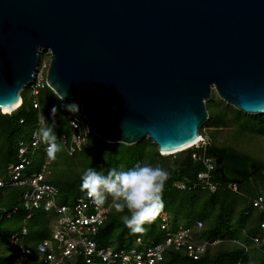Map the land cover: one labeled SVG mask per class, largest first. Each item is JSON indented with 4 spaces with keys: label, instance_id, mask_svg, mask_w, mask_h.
<instances>
[{
    "label": "water",
    "instance_id": "1",
    "mask_svg": "<svg viewBox=\"0 0 264 264\" xmlns=\"http://www.w3.org/2000/svg\"><path fill=\"white\" fill-rule=\"evenodd\" d=\"M41 51L47 86L109 143L180 149L199 138L213 91L264 113V0H0V109L21 99ZM210 152L222 181L257 169L237 151Z\"/></svg>",
    "mask_w": 264,
    "mask_h": 264
},
{
    "label": "trees",
    "instance_id": "2",
    "mask_svg": "<svg viewBox=\"0 0 264 264\" xmlns=\"http://www.w3.org/2000/svg\"><path fill=\"white\" fill-rule=\"evenodd\" d=\"M42 56L40 57L39 66L43 64ZM43 90L47 91L48 95H50L49 98L52 99L54 104L60 106V109L54 114L55 126L53 129L58 142L60 135H71L72 133L68 124L69 112L63 108V105L76 102L61 100L47 86L46 82L44 87H39V92L35 97L32 93V87L21 90L22 102L19 107L11 113H2L0 110V164L5 168V171L8 164L17 161L19 140L28 138L36 127L51 126L53 123L48 106L40 99ZM27 91L32 96L31 103L28 102ZM33 98H36L38 101L37 108L33 106ZM218 103L223 108L218 107ZM76 104L79 105V103ZM206 104L209 114L206 122L214 131L223 129L224 133H221L222 131L219 133L215 131L217 134L212 137L205 133L204 135H207L209 138V143L205 145L192 146L173 154L163 155L159 152L158 147L147 138L136 144L126 145L122 143H109L94 133H90L86 146L74 155H69L65 148L62 147L66 151L65 154L73 159V162L74 160L78 161L81 167L78 169V177H81L86 169L92 167L106 175L111 168L128 170L137 164L143 165L146 160L151 161L157 156L162 157V160L174 157L175 166L168 171L169 178L165 182L162 193L163 206L159 214L162 212L167 213L170 231H176L180 227H195V222L201 220L204 224L203 228L199 233L195 230L198 237L206 239L220 237L222 240L215 245H209L205 253L198 260H193L183 250L169 249L165 253L163 261L159 264H234L237 262H240V264H264V243H261L257 247L250 240L254 236H259L261 239L264 238V233L259 226L264 219V214L255 208L252 203L257 195L264 194V160L260 157L249 158L247 155L241 153L256 162L257 169L243 183L238 184L237 192L232 191L228 187L229 182L220 179V174L216 171V159L215 168L211 172L210 178L217 185L216 191L211 193L206 189H202L197 179L198 172L206 169L204 159L215 158L210 149L213 147H224L222 145L229 139L226 138L229 134L225 133V131L235 125L232 124V121H237L239 116L260 117L263 123L261 128L257 130L252 128L253 130L250 133H253V136L257 135L260 139H264V113L246 114L237 110L232 105L225 104L217 95ZM202 127L205 129L204 125H202L201 130ZM199 133L203 134L200 130ZM219 134L223 140V144L221 145H218L216 142ZM42 144L45 145L44 143ZM193 153H196L200 159L193 157ZM45 157L49 160V171L52 174V171L60 165V161L57 157L55 159L50 158L44 150H38L32 156L33 162L29 171L39 170ZM157 164L162 166V162H158ZM62 168H64L63 165ZM49 175L47 181L59 188L60 195L57 201L60 204H73L77 198L86 193L84 190L78 192L75 188L67 193L73 186H69L70 184L63 185L61 184L62 182L58 183L61 185L58 186ZM178 182H183L186 187L184 189L178 188L176 185ZM21 200V188L6 187L0 191V222L4 217L10 218L16 214L19 215L22 224L24 223L25 210L23 208L21 210L19 207ZM109 202L110 205L112 202L111 197H109ZM14 206H18L19 210L8 217L6 213L10 212ZM234 212L238 213L235 218L233 217ZM159 214L150 223H146L143 226L144 231L134 233L123 224L121 219L123 215H128L127 209L122 213H118L112 206L106 212L104 224L100 227L99 233L96 236L97 242L100 245L113 246L117 249L130 247L138 236H141L147 243L159 242L164 238L165 234L160 229ZM53 219V214L42 210L36 211L33 217L25 222L29 230L28 237L40 235L41 239L36 244L45 238H49ZM20 226L13 228L11 233L18 230ZM231 239H237L245 243L248 246L247 250L241 245L233 243ZM8 240L9 238H7V246ZM29 247L34 250L35 256V245ZM8 248L15 249L19 258L20 251L17 247L8 246ZM255 253L262 254L261 261L258 263H255L253 259ZM34 256L19 259L25 260L27 264H30L34 260ZM211 260H213V263L210 262Z\"/></svg>",
    "mask_w": 264,
    "mask_h": 264
},
{
    "label": "built area",
    "instance_id": "3",
    "mask_svg": "<svg viewBox=\"0 0 264 264\" xmlns=\"http://www.w3.org/2000/svg\"><path fill=\"white\" fill-rule=\"evenodd\" d=\"M45 65H38L34 80L28 87H32L34 97L39 92V87L45 85ZM33 106L38 107L36 98L32 100ZM78 105V104H77ZM78 113L68 114V124L72 131L71 135H60L59 142L69 155L81 151L87 144L90 133L88 122L82 112L80 104ZM39 125V123H38ZM36 127L28 138L19 140L17 149V161L6 167V178H0V191L6 187L22 189L21 205L25 210L24 223L18 230L11 233L8 240L9 247H17L20 251L19 258L26 259L34 256V250L23 244L28 237L29 230L25 222L33 217V214L42 210L53 214L50 237L35 244L34 260L30 264H159L169 249L183 250L193 260H198L205 253L209 245H215L222 239L214 237L206 239L193 236L195 230L201 231L204 224L201 220L195 222V227H180L176 231H170V223L167 213L159 214L160 229L165 232L164 238L156 243H147L141 236L135 238L133 244L126 248L103 246L97 242L96 236L106 219L109 210V197L101 206L94 204L93 200L85 193L77 198L73 204H60L57 200L60 195L59 188L48 182L50 174L49 160L45 157L39 170L29 171L32 167V156L38 150L46 151L38 136ZM200 134V133H199ZM205 145L209 143L207 135L200 134V140L195 144ZM193 157H200L193 153ZM205 170L198 172L197 179L202 189L215 192L217 185L211 178L214 170L215 158L204 159ZM177 187L184 189L183 182L176 183ZM228 187L237 192L238 184L230 183ZM253 206L264 214V194H259L253 199ZM19 210L14 206L7 214H15ZM264 233V219L259 224ZM246 250L248 246L237 239H231ZM250 240L257 247L264 243V238L251 237ZM240 264V262L234 263Z\"/></svg>",
    "mask_w": 264,
    "mask_h": 264
},
{
    "label": "clouds",
    "instance_id": "4",
    "mask_svg": "<svg viewBox=\"0 0 264 264\" xmlns=\"http://www.w3.org/2000/svg\"><path fill=\"white\" fill-rule=\"evenodd\" d=\"M76 103L64 104L63 108L70 113H78L79 106ZM58 110L53 105L50 110L52 125L38 129L39 139L47 146V155L53 159L62 150L53 130L54 114ZM168 178L169 173L159 165L137 164L128 170L111 168L106 175L94 168H88L82 175L81 188L97 206L103 205L111 197L116 212L122 213L127 209L128 215L121 217L122 222L132 232L139 233L145 230L143 226L150 223L162 209V193Z\"/></svg>",
    "mask_w": 264,
    "mask_h": 264
},
{
    "label": "rangeland",
    "instance_id": "5",
    "mask_svg": "<svg viewBox=\"0 0 264 264\" xmlns=\"http://www.w3.org/2000/svg\"><path fill=\"white\" fill-rule=\"evenodd\" d=\"M40 55H43L42 56L43 57V65H45L43 70L46 68L45 69V74H46V70H47V67L49 64L50 55H49V52H47V51H45V52L41 51ZM216 95H217L216 92L213 91L212 98L210 100H212L213 97ZM49 96L50 95H48L47 91L43 90L41 92L40 99L44 102V104H46L48 106L49 111H50L52 106L56 105V104L53 103L52 99L49 98ZM27 97L29 99L28 102L31 103L32 96H30L29 91H27ZM210 100H208V101H210ZM222 101L225 104H227L224 100H222ZM206 106H207V104H206ZM218 107L223 108L221 106V104H219ZM57 108L60 109V106H57ZM216 110H217V107H216ZM232 124H235V125L233 127L229 128L227 131H225V133L229 134L226 136V138H229V139H227L226 143L223 144L222 143L223 140L221 138L222 136L219 134L218 135L219 137L216 140L218 145L223 144L222 146H224V147H222V148L226 147L228 149L237 151L239 153L247 155L249 158L250 157L251 158L252 157H254V158L260 157L264 160V139H260L257 135L253 136L254 134L250 133V131L253 129L257 130V129L261 128L263 123L260 120V117H257V116H251V117L239 116L237 118V121H232ZM203 125H204L205 129H203V127H202V130H201V127H200V132L203 134L206 133V134H208V136L212 137L213 135H216L217 133H215V131H218V133L220 131H222L221 133H224L223 129H218V130L214 131L213 128L206 121L203 123ZM250 135H252V136H250ZM200 145H202V144L200 143L199 146ZM65 152L66 151L62 147V150L56 154V157L60 161V165L58 167H56V169H54L52 171V174H50L49 176L51 179H53L55 184H57L58 186H61L58 184L60 182H62L61 184H63V185L70 184L69 186H73V188L70 191H67V193L74 190V188L76 189V191L82 192V188H81L82 176L78 177L79 176L78 169L81 167L78 164V161L74 160V162H73V159L69 158L65 154ZM158 162H162V166L160 165V167L164 168L167 172L169 170H171L172 168H174V166H175L174 157L162 160V157H160V156H157L156 158L152 159L151 161L146 160L144 164H150L152 166H156V165H158L157 164ZM62 165L64 166V168H62ZM89 165H90V163H89ZM75 170H77V171H75ZM6 177H7V174H6L5 168L0 164V178H6ZM54 179H57V180H54ZM71 195H73V194L71 193ZM112 206H113V200H112L111 204L109 205V209ZM19 207L22 210L21 201L19 203ZM237 214L238 213L234 212L233 217L235 218L237 216ZM21 224H22V221H21L19 215H16V214L10 218L4 217L1 220V222H0V264H27L25 260H21L17 257V253H16L15 249L8 248V246H7V238H9L11 231L13 230V228H18ZM193 236L198 237V234L193 233ZM39 239H41L40 235L31 236V237L24 239L23 244L29 245V246H34ZM253 256H254L253 259H254L255 263H258L259 261H261L262 254L255 253ZM210 262L213 263V260H211Z\"/></svg>",
    "mask_w": 264,
    "mask_h": 264
},
{
    "label": "bare ground",
    "instance_id": "6",
    "mask_svg": "<svg viewBox=\"0 0 264 264\" xmlns=\"http://www.w3.org/2000/svg\"><path fill=\"white\" fill-rule=\"evenodd\" d=\"M21 101H22V100L20 99L16 104H14V105H12V106H8V107H3V108H1V112H2V113H9V112H12V110H14V109H16L17 107L20 106ZM199 140H200V135H199V138H198L196 141H194V142H192V143H190V144H188V145H186V146H184V147H182V148H180V149L173 150V151H168V152H162L161 154H163V155H168V154H173V153H176V152H179V151L185 150L186 148H188V147H190V146L196 144Z\"/></svg>",
    "mask_w": 264,
    "mask_h": 264
},
{
    "label": "flooded vegetation",
    "instance_id": "7",
    "mask_svg": "<svg viewBox=\"0 0 264 264\" xmlns=\"http://www.w3.org/2000/svg\"><path fill=\"white\" fill-rule=\"evenodd\" d=\"M215 159H216V157H215ZM220 166H221V164L217 163V167H216V168H218V167H220Z\"/></svg>",
    "mask_w": 264,
    "mask_h": 264
}]
</instances>
